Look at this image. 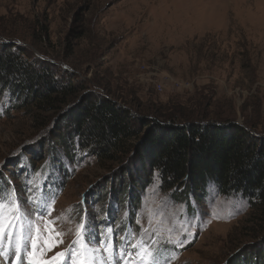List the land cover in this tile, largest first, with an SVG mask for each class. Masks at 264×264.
Listing matches in <instances>:
<instances>
[{"label": "rangeland", "instance_id": "obj_1", "mask_svg": "<svg viewBox=\"0 0 264 264\" xmlns=\"http://www.w3.org/2000/svg\"><path fill=\"white\" fill-rule=\"evenodd\" d=\"M3 40L59 75L74 73L133 115L167 107L189 119L234 121L264 140V0H0ZM55 111L36 110L0 88V186L10 183L21 203L29 194L56 193L41 229L67 217L56 221L67 234L47 257L68 246L86 213L97 239L115 228L116 253L127 247L122 236L139 231L136 221L147 228L151 218L158 239L176 238L183 227L192 233L183 247L169 245V264H229L243 254L245 264H264V252L251 255L264 249V217L245 195L211 183L202 195H181L162 189L155 174L137 187L125 176L122 186L118 175L142 166L140 157L102 160L76 141L65 152L52 137Z\"/></svg>", "mask_w": 264, "mask_h": 264}, {"label": "trees", "instance_id": "obj_2", "mask_svg": "<svg viewBox=\"0 0 264 264\" xmlns=\"http://www.w3.org/2000/svg\"><path fill=\"white\" fill-rule=\"evenodd\" d=\"M32 57L14 42L0 41V88L36 110H57L52 137L65 152L76 141L102 160L126 161L135 153L142 166L128 173L124 168L118 175L122 186L125 176L137 187L157 172L162 189L181 195H202L211 183L224 194L245 195L264 217V140L234 121L189 119L167 107L152 117L133 115L104 93L88 90L74 73L59 75L54 65ZM262 252L252 258H263ZM245 258L229 264H245Z\"/></svg>", "mask_w": 264, "mask_h": 264}, {"label": "snow or ice", "instance_id": "obj_3", "mask_svg": "<svg viewBox=\"0 0 264 264\" xmlns=\"http://www.w3.org/2000/svg\"><path fill=\"white\" fill-rule=\"evenodd\" d=\"M155 176L157 183L162 184L159 180L160 173H155ZM0 178H3L2 169ZM28 186L32 191L35 190L30 182ZM55 196L56 193L50 196L42 194L41 199L35 200L29 194L26 203H21L10 183L0 186V260H5V264H123L126 257L129 260L138 257L137 264H169L173 259L169 245L179 248L190 243L187 237L192 233L183 224L177 226L183 227L179 236L184 239L179 236L158 239V232L149 218L147 228L140 225L139 220L136 221L139 231L122 236L121 241H127V247H121L119 253H116L114 240L109 235L115 232V228L106 227L97 239L85 213L79 216L74 239L68 246L47 257V252L62 244L63 236L67 234L57 230L56 221L67 219L63 213L61 217L46 220L43 229L39 224L44 217L52 215ZM168 231L172 232L174 229L170 228Z\"/></svg>", "mask_w": 264, "mask_h": 264}, {"label": "built area", "instance_id": "obj_4", "mask_svg": "<svg viewBox=\"0 0 264 264\" xmlns=\"http://www.w3.org/2000/svg\"><path fill=\"white\" fill-rule=\"evenodd\" d=\"M144 67H145V66H144ZM156 86H157V88H158L159 90H163V89H164V85H163V83H161V82L157 83Z\"/></svg>", "mask_w": 264, "mask_h": 264}]
</instances>
